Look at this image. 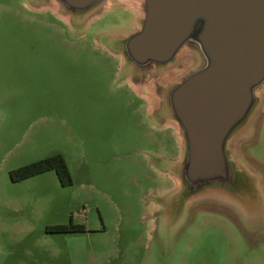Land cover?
I'll return each instance as SVG.
<instances>
[{
	"label": "rangeland",
	"instance_id": "374dc122",
	"mask_svg": "<svg viewBox=\"0 0 264 264\" xmlns=\"http://www.w3.org/2000/svg\"><path fill=\"white\" fill-rule=\"evenodd\" d=\"M29 3L0 0V264H264V122L236 133L234 187L169 203L176 183L157 167L179 143L150 113L156 81L138 94L102 47L136 28V5L110 0L73 32ZM55 155L71 184L54 170L10 180ZM70 223L85 231L47 230Z\"/></svg>",
	"mask_w": 264,
	"mask_h": 264
},
{
	"label": "water",
	"instance_id": "95a60500",
	"mask_svg": "<svg viewBox=\"0 0 264 264\" xmlns=\"http://www.w3.org/2000/svg\"><path fill=\"white\" fill-rule=\"evenodd\" d=\"M130 1L136 28L105 36L102 47L137 91L156 81L150 113L179 143L178 158L157 167L176 183L169 203L216 199L243 172L237 147L247 139L236 133L251 127L255 138L264 122V0ZM109 3L30 0L29 7L79 32Z\"/></svg>",
	"mask_w": 264,
	"mask_h": 264
},
{
	"label": "trees",
	"instance_id": "16d2710c",
	"mask_svg": "<svg viewBox=\"0 0 264 264\" xmlns=\"http://www.w3.org/2000/svg\"><path fill=\"white\" fill-rule=\"evenodd\" d=\"M48 170H54L56 172L58 180L62 185L71 184L67 164L61 155L48 157L12 170L9 173V177L12 182H18ZM47 230L49 232L78 233L85 231V226L70 223L68 225L48 227Z\"/></svg>",
	"mask_w": 264,
	"mask_h": 264
},
{
	"label": "crops",
	"instance_id": "0c3cea01",
	"mask_svg": "<svg viewBox=\"0 0 264 264\" xmlns=\"http://www.w3.org/2000/svg\"><path fill=\"white\" fill-rule=\"evenodd\" d=\"M34 11H36V10H34ZM36 12H47V11H36ZM49 12V11H48ZM51 13V12H50ZM113 58V57H112ZM114 59H116V58H114ZM117 61H118V59H116ZM129 84V83H128ZM130 85V84H129ZM131 86V85H130ZM132 87V89L134 90V91H136L138 94H139V91H137L133 86H131ZM144 98V97H143ZM145 100H146V97L144 98ZM147 101V103L149 102L148 100H146ZM149 106V105H148Z\"/></svg>",
	"mask_w": 264,
	"mask_h": 264
}]
</instances>
